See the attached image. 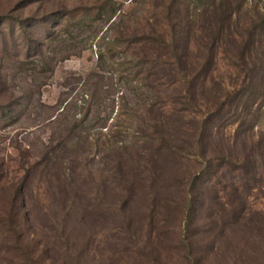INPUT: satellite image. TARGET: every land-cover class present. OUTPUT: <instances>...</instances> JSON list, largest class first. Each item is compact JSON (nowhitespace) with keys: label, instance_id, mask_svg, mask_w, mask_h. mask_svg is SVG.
Segmentation results:
<instances>
[{"label":"rangeland","instance_id":"rangeland-1","mask_svg":"<svg viewBox=\"0 0 264 264\" xmlns=\"http://www.w3.org/2000/svg\"><path fill=\"white\" fill-rule=\"evenodd\" d=\"M96 2L0 0L1 218L20 189L0 264H264V64L237 61V5L230 32L219 0L185 1L188 35L186 13L174 31L156 18L162 0L54 21ZM150 105L163 146L141 125Z\"/></svg>","mask_w":264,"mask_h":264},{"label":"trees","instance_id":"trees-1","mask_svg":"<svg viewBox=\"0 0 264 264\" xmlns=\"http://www.w3.org/2000/svg\"><path fill=\"white\" fill-rule=\"evenodd\" d=\"M127 2L130 1L129 4H135L138 2V0H126ZM187 0H171L169 3L165 4V2L162 0L161 3V16H157V13L153 12L154 14L152 15L153 17H156L158 20H162L164 17L166 18V21L169 23L167 26H170L172 30L178 28V25L180 24H175L174 23V18H177V16L181 17L179 14L182 12L186 13V17L184 16V23L186 24L184 27L186 31H184V35H188L189 33L191 34V31L194 28H197V24L189 17V9L191 7L190 3H186ZM200 3L201 5L204 4L203 0H195V3ZM220 2L224 3L227 2L229 5L228 8L223 9V12L220 13V15H224V18H220L219 23L221 24L223 21L226 22V30L229 32L231 31V21L234 17V12L233 10L235 9V5H237V61L240 62L243 65H249L251 64L253 71H257L258 69V64L261 63L262 65L264 64V57L261 56L262 58H259L260 53L257 51V47L264 44V0H255V4H253V7L251 10H246V6H248L249 2L251 0H219ZM215 5V2L213 6ZM182 8V10H180ZM222 10V9H221ZM207 13V9H203L202 11L200 10L199 17L200 16H205ZM118 14H122L121 7L117 3V0H97L96 3L93 5H90L85 8H78L73 11L66 12L63 16L57 14L56 18L54 21H57L60 17H62L66 21L68 20V23H71L75 18L79 19V24H85L88 19H91L92 17H95L96 19H102L103 21H112L114 18H118ZM148 12H145L144 19H146ZM188 14V15H187ZM149 15V14H148ZM176 16V17H175ZM115 19V21H116ZM114 21V22H115ZM182 21L180 18L179 22ZM113 22V23H114ZM163 22V20H162ZM182 23V22H181ZM62 22L61 20H58V25H61ZM219 25V24H218ZM82 26V25H81ZM204 28V27H203ZM225 28V26H224ZM219 31L220 33L224 30L221 29V25L219 26ZM198 30V29H197ZM200 31L202 33V28L200 27ZM196 33V32H195ZM200 33V34H201ZM47 35L49 36V40H52L53 33L49 30ZM216 39V38H215ZM156 43H158L164 51L169 56V51L168 49L172 50V57L176 61L175 65L178 68L177 70L182 72L187 71L188 66V59L185 54H179L178 52V43L176 38H172L171 42H168L165 39V35H162L161 37H158L156 39H153ZM131 44L133 42H130ZM171 57V55H170ZM198 57H201L200 55ZM197 57V58H198ZM211 61H213L212 55H211ZM203 59V58H202ZM259 62V63H258ZM184 65V66H183ZM199 66L202 69H207V66L204 65V63L199 61ZM204 73H200L199 77L197 79L194 78V80H200L203 79ZM243 95V94H242ZM97 94L92 93L91 98L93 100L95 99V102L97 101ZM186 100L189 101L188 96L186 97ZM192 100V99H190ZM188 103V102H187ZM165 105V104H164ZM68 106V104H67ZM100 107V105L98 106ZM90 109V108H89ZM66 110V107L64 110L59 114V116H63L64 112ZM145 117L147 119L142 120V127L147 130H151L153 135L149 137V139H155L157 140L160 144V146H163L165 143V137H164V122L161 120L159 117H155L154 113L157 110L156 105H150L145 107ZM89 111V110H88ZM91 111V110H90ZM150 115V116H149ZM150 118H149V117ZM58 118L56 117L54 121H57ZM75 129L70 130V135L72 138V143L73 137L74 140L77 137L78 132H74L76 129L80 128L84 120H75ZM81 139V138H80ZM82 140V139H81ZM14 195L16 198L13 197V202L12 204H9L8 207L10 206L11 212L7 214L6 218H1L0 217V239H6L8 242L13 241L14 239L18 242L19 241V232H18V224H17V219H16V204H17V199H19V193L20 189L15 191ZM18 196V197H17ZM9 228V229H8ZM14 240V241H15Z\"/></svg>","mask_w":264,"mask_h":264}]
</instances>
